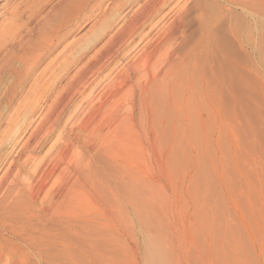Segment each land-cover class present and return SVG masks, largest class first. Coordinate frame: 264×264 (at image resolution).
Instances as JSON below:
<instances>
[{"label":"bare ground","instance_id":"bare-ground-1","mask_svg":"<svg viewBox=\"0 0 264 264\" xmlns=\"http://www.w3.org/2000/svg\"><path fill=\"white\" fill-rule=\"evenodd\" d=\"M3 1L0 107H15L0 111V173L20 162L0 178V229L28 252L0 241V264H68L72 250L90 264H264L249 193L264 163L243 136L232 92L245 70L231 60L246 53L248 72L263 77L264 0H195L192 42V0L166 15L177 0H127L97 50L99 41H66L106 0ZM209 1L218 16H206Z\"/></svg>","mask_w":264,"mask_h":264},{"label":"rangeland","instance_id":"rangeland-1","mask_svg":"<svg viewBox=\"0 0 264 264\" xmlns=\"http://www.w3.org/2000/svg\"><path fill=\"white\" fill-rule=\"evenodd\" d=\"M15 1L16 0H13L12 4ZM124 1L126 2L127 0H106V2L103 5V8H102L103 11L100 10L98 12H95L94 14L93 13H91L90 15L88 14L86 16V18H84V20L80 24V27L74 32L73 37H70L66 41V43L73 42L75 40L85 41L88 38L89 40L91 39L90 42L88 41V43L92 42L91 45L94 44V42L95 43L97 42V44L100 42L98 45H96L95 49L97 50L98 48H100L102 46V44H104L105 41L108 39V37H110L111 34H113L117 30V26H118V23L120 22V18L117 17L118 12L115 11L114 9L118 3H121ZM6 2H7V0L3 1L1 4L6 3ZM179 2H181V0L180 1L177 0L170 7H167L163 11L162 14L166 15L169 12H171L172 9L179 4ZM195 4H196V6H195ZM209 4H210V6H207V8H209V10H208L209 12H207L206 16H208V17L211 16L210 18L218 16L219 15L218 10H217L218 6L215 5V3L211 2V1L208 2V5ZM106 6L112 7V9H111L112 11L109 9L107 11V13H104V10L107 9ZM199 6H200L199 2L195 1V0L194 1L192 0V2L190 3V6H189L191 8L190 11H192V12H190L188 14L189 17L187 18L185 28H186L187 34L188 35L190 34L189 36H191L190 37L191 42L193 40L195 41V39L200 36V21H199L198 17H196V14L199 13V11H200ZM213 7H215L216 9L215 8L213 9ZM133 8H137V7H132V6H130V8L128 7L129 10H131ZM211 9H212V11H211ZM196 10H197V12H195ZM125 13H124V15H125ZM236 14H233L234 16H232L234 21L237 18V17L235 18ZM130 15H131V13H130ZM113 16H115L116 19ZM161 17H162V15H161ZM117 19H119V21H116ZM233 19L231 20L232 22H233ZM114 21H115V23H114ZM227 22H230V20H228ZM197 30H199V31H197ZM94 32H97L98 34L96 33V35L94 37H92ZM74 36L76 39L74 38ZM95 37H96V40H95ZM93 39L95 41H93ZM230 50H231V48H230ZM231 51L233 53V55H231V57H232L231 60L234 61L237 59L238 61L237 60L236 61L240 62V64L242 63V66L245 70V75H244V79H243L244 80L243 86L241 85L240 87H236V85H235V88L233 89V92H232V94L235 97L239 98V101H240V104L242 107L243 124H241V126L243 125V129L245 130V131L243 130V136H245L246 138L249 137L250 141L253 140L254 138L256 139L257 145H258V151L260 152L263 163H264V93H263L264 67L262 66L263 77L261 78L259 76L258 78H254L248 72V70L252 66H254L253 64H255V63L249 59V57L246 53L240 54L239 55L240 57H239L237 55V53L235 54V51L234 52H233V50H231ZM232 65L233 64H231V62L227 63V68L229 71L232 70L231 69V68H233ZM0 83H3L0 86V95H1L2 91L4 90V88L8 82H7V79L5 77H2V79L0 80ZM14 107L15 106H12L10 108V110H8V111L6 109H3V108H5L4 106L0 107V111L2 112V115L4 116V118L7 115H9V113L12 111V109ZM2 110H4V111H2ZM6 128H7L6 122L4 120H2L0 122V139H2L1 137L5 135V133H6L5 130H7ZM225 144H226V150L230 153L229 150H231V149L227 147V142ZM9 152H10L9 149H7L5 147L2 150V153L3 154L5 153L6 155H8ZM12 161L15 163L20 162L17 157L13 158V156H12L9 163H7L5 165L4 169L0 173V178L4 174V172L7 170L10 162H12ZM236 169L237 168H235V167L233 168V162L232 161L230 163L228 162L227 180H229V183H231L232 189L234 191L236 189L235 185L237 186L238 183L242 182L241 179H238L237 177L234 176V174L236 173ZM259 179H260L261 183H259L258 180L253 179V182H254L256 187L251 186L249 193H250L251 198H252V203H255L252 206L253 207L255 206V211H254L255 219H256V221H258V224H259V229H258L259 233L257 234V236H260L263 239L264 238V198L263 197L261 198L260 193L257 192V190H260V185L264 189V164L262 166V170H260V172H259ZM257 182L260 185H258ZM215 190L219 191V188L217 185L215 187ZM219 197L220 196L215 195V198H217L216 199L217 205L220 207V206H223L224 203L221 201V199ZM239 201H240L239 203L242 205L245 203L243 196L241 197V200H239ZM243 211H244V221L251 223L252 218H251L250 214L248 213V211L247 212L245 210H243ZM224 215H225V213H224ZM229 215L230 214L228 213L227 216H229ZM231 216L233 219H235V216L233 215V213L231 214ZM252 230H254V229H252ZM234 231H235L234 234L238 237L240 236L242 242L246 243L247 251H245V252L248 254L251 253L250 252L251 249H250V246L248 244V240L245 236V232H243L244 229H240V230L238 229V230H234ZM0 241L3 245V247L7 251L9 250L11 252H15L16 254H19L20 253L19 250L21 249L22 252H25V253L28 252L25 247H22L19 245V242L16 239L10 237L9 235H6L2 229H0ZM263 242H264V240H263ZM117 252H119V249H117ZM52 254H53V252L51 253V255ZM52 258L54 259V261H56L55 256H53ZM84 259L85 258L81 255V253L79 251L72 250V253H70V255H69L68 264H90V263H87L88 261L86 263H84L86 260V259L85 260ZM261 262L264 263V256L262 257ZM45 263L46 262H44L42 260L39 261L37 258H30V260H29V264H45ZM2 264H5V262H3Z\"/></svg>","mask_w":264,"mask_h":264}]
</instances>
